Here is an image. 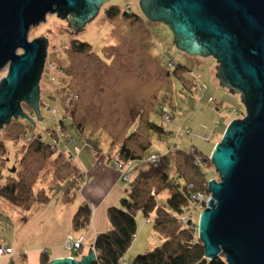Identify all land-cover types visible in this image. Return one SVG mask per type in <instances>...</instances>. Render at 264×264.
Listing matches in <instances>:
<instances>
[{"label":"rangeland","instance_id":"rangeland-1","mask_svg":"<svg viewBox=\"0 0 264 264\" xmlns=\"http://www.w3.org/2000/svg\"><path fill=\"white\" fill-rule=\"evenodd\" d=\"M112 7L119 8L114 16L107 12ZM145 16L141 0H106L98 15L79 26L78 32L68 18L57 13L31 28L29 41L41 37L48 41L40 81L43 118L38 119L33 108L23 103L35 126L20 117L0 130V142L5 144L0 146V185L20 178L36 192L44 190L55 198L73 173L67 163L72 154L89 159V164L93 159H106L113 166L110 158L117 157L119 148L134 133L129 146L142 158L134 162L133 181L121 179L125 188L143 174L163 172L181 183L204 187L206 181L195 169L196 153L210 159L228 126L245 116L246 105L241 94L221 85L213 58L192 57L180 50L170 25ZM81 43L89 45L82 52L78 48ZM8 73V67L0 72V83ZM167 114L172 115L171 122L165 121ZM153 125L172 134L159 132ZM180 127L191 134L176 136ZM37 139L54 146L56 152L51 147L35 151ZM184 153L190 154L193 162H187ZM154 155L159 160L149 165ZM204 162L209 171L200 170L206 180L219 181L211 160ZM166 195L164 191L161 198ZM195 205L193 202L192 207ZM20 211L24 210L0 196V242L17 246ZM202 211L199 206L196 224ZM147 221L143 214L138 215L140 238L122 261L125 264L163 244L162 236L153 232L152 220ZM193 235L197 240L198 233ZM30 245L39 244L34 240ZM22 254L17 250L13 261L29 264ZM0 264H9V259H0Z\"/></svg>","mask_w":264,"mask_h":264},{"label":"water","instance_id":"water-1","mask_svg":"<svg viewBox=\"0 0 264 264\" xmlns=\"http://www.w3.org/2000/svg\"><path fill=\"white\" fill-rule=\"evenodd\" d=\"M105 2L0 0V72L9 68L0 83V130L20 117L35 126L22 103L43 118L40 81L48 41H29L31 28L57 13L63 19L79 16L80 23L70 21L78 32ZM141 6L148 19L171 26L181 50L214 57L221 85L242 94L245 116L228 126L210 157L220 180L209 181L212 199L200 214L198 236L210 261L224 256L227 264H264V0H141ZM96 259L91 248L80 259L49 264H93Z\"/></svg>","mask_w":264,"mask_h":264},{"label":"trees","instance_id":"trees-1","mask_svg":"<svg viewBox=\"0 0 264 264\" xmlns=\"http://www.w3.org/2000/svg\"><path fill=\"white\" fill-rule=\"evenodd\" d=\"M118 10V7H112L107 12L110 16H114ZM87 47L89 45L86 43H81L78 46L80 52ZM178 68L183 67L179 65ZM174 72L177 74L176 70ZM34 81L35 79L30 80L27 86L31 87ZM153 128L159 132H167L164 128L155 125ZM133 134L128 136L119 148L117 157L110 158V161L119 159L135 162L142 158L135 148L129 146ZM37 140L35 151L42 152V149L51 147L50 150L56 152V148L46 144L43 139ZM0 146L4 147L5 144L0 142ZM184 155L187 162H193L190 154L184 153ZM68 160V166H72L73 173L67 177V185L64 189L57 191L58 193L63 192L62 203L66 205L76 201L79 191L86 181L85 173L74 163L73 157L70 156ZM204 160L210 161L209 157H204ZM195 169L206 181L205 184L208 183L200 168L195 167ZM199 183L201 184V182ZM189 184L190 182L184 184L176 181L167 172L153 175L143 174L138 178L126 189L119 204L108 209L111 227L108 231L100 233L95 239L94 248L97 259L93 264H121L137 237L139 214H143L146 218H153L154 228L162 236L164 242L148 253L137 256L131 264H227L224 256L213 261L206 259L203 244L194 242L193 230L179 222V216L192 205L194 194L198 190L206 189L205 184L203 188L201 185L198 187L195 185L194 189H190ZM164 191L167 195L161 198ZM0 196L23 210L34 206L45 208L54 198L44 190L36 192L32 184L20 178L9 179L5 184L0 185ZM72 226L73 230L78 233L88 232L92 226V209L89 203L83 202L79 206L73 217ZM75 255L78 254L75 253ZM49 263L50 258L47 251H44L41 255V264ZM11 264L16 263L12 261Z\"/></svg>","mask_w":264,"mask_h":264},{"label":"crops","instance_id":"crops-1","mask_svg":"<svg viewBox=\"0 0 264 264\" xmlns=\"http://www.w3.org/2000/svg\"><path fill=\"white\" fill-rule=\"evenodd\" d=\"M199 57H210L216 61L212 56ZM217 65L218 68H220L218 62ZM181 66L184 67L183 65ZM217 74H220L219 69H217ZM218 80L221 82L220 77H218ZM225 88L229 91L234 90L233 88ZM233 94L241 93L234 91ZM71 156L73 157L74 163L86 176V181L79 191L76 201L68 205L63 204V192H61L57 197L53 198L52 202L45 208L34 206L28 210L17 212L18 223L15 241L17 246H9L13 248L15 252L18 250L19 253H23L22 255L26 256V260H28L29 264H41V255L44 251H47L50 261L72 257V253L68 248L69 237L84 236L85 249L83 253L76 258L80 259L83 255L89 254L90 249L94 247L97 236L102 232L108 231L111 227L108 219V209L111 206L119 204L120 198L127 189L124 187V182L121 181L120 172L108 164L106 159H93L92 164H89V159L86 161L83 159L82 155L75 156L72 154ZM83 202H87L91 206L92 226L88 232L81 234L73 230L72 221L79 206ZM146 219H148V221L151 219L154 223L153 218ZM143 225L144 223L140 226L141 232L144 231ZM154 230L155 229H153V232ZM139 238L140 235L137 234L130 250L136 246ZM34 240H36L39 245H30ZM25 245H27L28 248H25ZM152 249L154 248H150V250ZM14 256L2 257L0 259H9V264H11L14 260Z\"/></svg>","mask_w":264,"mask_h":264},{"label":"built area","instance_id":"built-area-1","mask_svg":"<svg viewBox=\"0 0 264 264\" xmlns=\"http://www.w3.org/2000/svg\"><path fill=\"white\" fill-rule=\"evenodd\" d=\"M173 119L172 115H166L165 116V121L166 122H171ZM177 132L178 134L176 136H179L180 133L182 134H191V131L189 129L184 130L183 128H179ZM176 145V142L174 143ZM172 145L174 147L175 145ZM196 147H192L191 151L192 153H196L195 151ZM158 157L154 155L152 158L148 160V164L151 165L153 163L158 162ZM113 167H115L119 172H121V179L122 181L126 183H130L133 180V167H134V162L133 161H121L119 159H112L111 160ZM194 164L200 168L202 171L205 173L208 172V165L205 164L203 157L199 154L196 153L195 158H194ZM210 181V180H209ZM209 181L206 183V190H201L197 191L194 196H193V202H195V208L192 207V205L189 206L188 209H186L180 216H179V222L187 227H189L193 232L196 234L198 233V225L196 224V211L198 210V207L200 206L203 210L208 207V204L210 202V199H212V194L208 190L209 186ZM190 189L195 188V184L190 183L189 184ZM192 223V224H191ZM194 242H201L198 236V239L195 240ZM68 248L72 253V258L77 259L80 254L83 253L85 249V243H84V236H79V237H69L68 239ZM94 250L95 248L92 247ZM75 253L78 255L76 256ZM15 255V251L13 248H11L7 243L5 242H0V258L2 257H13ZM121 264H125L124 262H121Z\"/></svg>","mask_w":264,"mask_h":264},{"label":"flooded vegetation","instance_id":"flooded-vegetation-1","mask_svg":"<svg viewBox=\"0 0 264 264\" xmlns=\"http://www.w3.org/2000/svg\"><path fill=\"white\" fill-rule=\"evenodd\" d=\"M160 1H161V0H160ZM163 4H165V2H164ZM136 17H139V16H136ZM78 18H79V16H78ZM78 18L76 19V18L72 17V15H69V17H68V21H69V20L71 21L72 19H74V20H72V22H73V21H76V22H79V23H80V21H79ZM139 18H141V17H139ZM22 104H23V103H22Z\"/></svg>","mask_w":264,"mask_h":264},{"label":"bare ground","instance_id":"bare-ground-1","mask_svg":"<svg viewBox=\"0 0 264 264\" xmlns=\"http://www.w3.org/2000/svg\"><path fill=\"white\" fill-rule=\"evenodd\" d=\"M103 6V5H102ZM137 16V15H136ZM140 17V16H139ZM146 17V16H145ZM147 18V17H146ZM148 19V18H147ZM150 20V19H149ZM163 23V22H162ZM181 50V49H180ZM183 51V50H182ZM166 133H168V134H172L171 133V131H169V132H166ZM173 137V136H172ZM175 142H176V144H177V142H178V140H175Z\"/></svg>","mask_w":264,"mask_h":264}]
</instances>
